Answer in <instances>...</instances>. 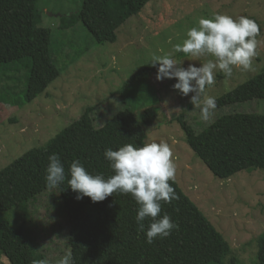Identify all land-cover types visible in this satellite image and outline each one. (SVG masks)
Segmentation results:
<instances>
[{"label": "trees", "instance_id": "16d2710c", "mask_svg": "<svg viewBox=\"0 0 264 264\" xmlns=\"http://www.w3.org/2000/svg\"><path fill=\"white\" fill-rule=\"evenodd\" d=\"M37 1L0 0V67L25 56L31 58L25 101L35 99L60 74L49 49L51 28L42 25ZM148 1L83 0L78 11L62 17L60 27L69 28L80 22L96 42H114L117 29ZM245 17L260 26L255 16ZM157 67L150 66V62L140 66L122 82L121 88L134 82L145 83ZM153 97L154 94L150 101ZM253 98H264V68L215 100L217 106H226ZM98 105H87L45 144L26 150L0 169V254L7 258V264H36L45 259L28 228L27 204L48 189L45 175L48 157L53 153L59 155L66 174V180L56 189L68 218L66 244L74 264H242L237 252L176 180L169 183L179 199L171 204L162 202L160 216L168 214L178 229L152 244L146 242L145 232L138 229L135 216L139 206L130 194L114 193L101 202H92L87 196L76 198L77 193L67 183L74 160L81 161L93 175L102 174L107 179L114 172L104 151L118 150L126 144L142 147L146 144L144 125L150 126L156 120L153 106L143 109L141 120L131 107L124 106L96 126L94 113ZM174 118L194 154L214 176L227 179L243 170L264 171L263 113L221 114L200 131L194 129L183 112ZM18 207L21 210L18 217L2 216ZM150 223V218L145 220V229ZM256 244L255 264H264V231Z\"/></svg>", "mask_w": 264, "mask_h": 264}, {"label": "rangeland", "instance_id": "374dc122", "mask_svg": "<svg viewBox=\"0 0 264 264\" xmlns=\"http://www.w3.org/2000/svg\"><path fill=\"white\" fill-rule=\"evenodd\" d=\"M82 2L37 1V8L42 11V25L51 28L49 49L60 74L35 99H24L30 56L0 67V169L26 150L45 144L87 105L99 104L94 113L96 126L124 106L131 107L140 120L143 109L153 106L156 120L150 126L144 125L146 144L166 142L171 146L178 185L222 233L242 264H255L256 239L264 231V171L243 170L227 179L214 176L194 154L174 117L183 112L194 129L200 131L221 114H264V98L217 106L210 121L204 122L200 119V110L190 103L193 93L182 96L173 88L175 79L157 81V69L145 83L121 86L137 68L151 62L153 55L172 53L185 68L214 60L211 56L194 58L174 53L173 46L187 39V31L198 27L201 17L210 18L216 13L234 19L255 16L260 22L261 34L257 38L254 70L234 68L230 78L217 71L215 84L207 89V95L216 98L256 76L264 68V0H149L139 13L117 29L116 41L103 43L96 42L80 22L69 28L60 27L62 17L78 11ZM117 89L116 94H110ZM59 198L56 188L47 189L27 204L28 228L35 236L37 250L49 264H57L70 252L66 244L68 218ZM19 209L2 216L16 218L21 212ZM0 262L7 264L8 260L0 254Z\"/></svg>", "mask_w": 264, "mask_h": 264}, {"label": "clouds", "instance_id": "9594fccd", "mask_svg": "<svg viewBox=\"0 0 264 264\" xmlns=\"http://www.w3.org/2000/svg\"><path fill=\"white\" fill-rule=\"evenodd\" d=\"M260 34V26L248 17L234 19L219 13L210 18L201 17L198 27H191L187 31V39L182 44H175L173 52L194 58L211 56L214 60L208 59L199 67L189 64L185 68L181 60L173 58L172 53H169L153 55L150 66L158 65L157 81L175 79L173 88L182 96L193 93L190 103L200 110V119L209 122L217 104L214 97L207 95V89L215 84L216 72L221 71L225 77L230 78L234 68L253 71ZM104 157L114 172L107 179L102 174L93 175L87 171L79 160L71 163L67 183L77 193L78 200L87 196L92 202H101L114 193L130 194L139 206L135 221L139 231L145 232L148 244L156 239L163 240L178 229L168 214L160 216L162 202L171 204L179 199L169 183L175 182L176 165L168 143L153 142L142 147L126 144L118 150L106 149ZM48 160L45 182L48 189H53L66 180V174L58 154H51ZM149 218L151 223L145 229L144 222ZM36 264H49V261L41 259ZM57 264H74L71 252L63 255Z\"/></svg>", "mask_w": 264, "mask_h": 264}]
</instances>
